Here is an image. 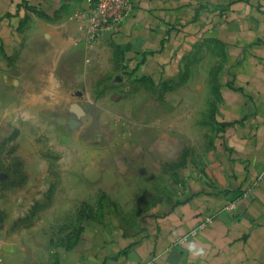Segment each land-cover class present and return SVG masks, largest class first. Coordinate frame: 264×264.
<instances>
[{
  "label": "crops",
  "instance_id": "crops-1",
  "mask_svg": "<svg viewBox=\"0 0 264 264\" xmlns=\"http://www.w3.org/2000/svg\"><path fill=\"white\" fill-rule=\"evenodd\" d=\"M132 4L88 46L86 0H0V161L36 167L55 118L103 95L114 167L149 185L189 151L183 182L133 221L89 220L56 264H264V0Z\"/></svg>",
  "mask_w": 264,
  "mask_h": 264
},
{
  "label": "rangeland",
  "instance_id": "rangeland-1",
  "mask_svg": "<svg viewBox=\"0 0 264 264\" xmlns=\"http://www.w3.org/2000/svg\"><path fill=\"white\" fill-rule=\"evenodd\" d=\"M103 97L71 105L69 120L55 118L53 150L39 145L36 167L33 153L0 161V249L16 263L56 264L89 220L99 221L113 209L121 220L133 221L167 185L181 187L189 151L161 174L151 170L149 185L143 184L141 171L129 178L134 175L114 167L107 150L109 130L117 123L100 119L114 108L102 103Z\"/></svg>",
  "mask_w": 264,
  "mask_h": 264
},
{
  "label": "built area",
  "instance_id": "built-area-1",
  "mask_svg": "<svg viewBox=\"0 0 264 264\" xmlns=\"http://www.w3.org/2000/svg\"><path fill=\"white\" fill-rule=\"evenodd\" d=\"M87 6L78 12L81 21L77 42L92 45L101 31L117 26L132 10V0H86ZM234 203L225 206L232 210ZM185 239L182 238L181 241Z\"/></svg>",
  "mask_w": 264,
  "mask_h": 264
}]
</instances>
